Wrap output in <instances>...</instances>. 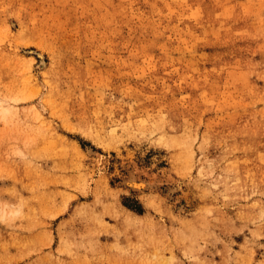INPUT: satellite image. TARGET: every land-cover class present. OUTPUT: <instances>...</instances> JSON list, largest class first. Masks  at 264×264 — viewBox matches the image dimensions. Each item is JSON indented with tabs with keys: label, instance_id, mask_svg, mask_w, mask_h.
I'll use <instances>...</instances> for the list:
<instances>
[{
	"label": "rangeland",
	"instance_id": "obj_1",
	"mask_svg": "<svg viewBox=\"0 0 264 264\" xmlns=\"http://www.w3.org/2000/svg\"><path fill=\"white\" fill-rule=\"evenodd\" d=\"M0 101V264H264V0H0Z\"/></svg>",
	"mask_w": 264,
	"mask_h": 264
},
{
	"label": "bare ground",
	"instance_id": "obj_2",
	"mask_svg": "<svg viewBox=\"0 0 264 264\" xmlns=\"http://www.w3.org/2000/svg\"><path fill=\"white\" fill-rule=\"evenodd\" d=\"M39 56H40L41 60L44 62V56L43 55H39ZM9 111H10L9 106H7L2 101H0V118L6 119V117L9 114ZM133 169H135V168H133ZM138 173H139V171H138ZM138 173L135 170L134 171L132 170V173L129 172L130 176L127 177V180L125 179L126 180L125 185L129 186V189L127 190L128 192H130L131 190H144V188H146V187L148 188V186H150L149 184L151 182L149 183L148 180L141 178L139 176L140 173L139 174ZM151 185H153V184H151ZM7 208H8L7 205L0 204V211L3 212V214H6L8 212ZM11 212H13V211H11Z\"/></svg>",
	"mask_w": 264,
	"mask_h": 264
}]
</instances>
